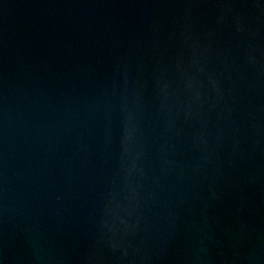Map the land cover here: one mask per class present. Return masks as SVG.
Here are the masks:
<instances>
[{
    "label": "water",
    "instance_id": "95a60500",
    "mask_svg": "<svg viewBox=\"0 0 264 264\" xmlns=\"http://www.w3.org/2000/svg\"><path fill=\"white\" fill-rule=\"evenodd\" d=\"M0 264H264V0H0Z\"/></svg>",
    "mask_w": 264,
    "mask_h": 264
}]
</instances>
